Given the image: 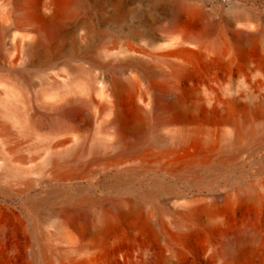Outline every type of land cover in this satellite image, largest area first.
I'll list each match as a JSON object with an SVG mask.
<instances>
[{
	"label": "rangeland",
	"instance_id": "374dc122",
	"mask_svg": "<svg viewBox=\"0 0 264 264\" xmlns=\"http://www.w3.org/2000/svg\"><path fill=\"white\" fill-rule=\"evenodd\" d=\"M159 91L181 93V119ZM232 96L246 123L221 102ZM9 98L24 122L0 113V264H264V0H0V106ZM197 203L212 211L187 214ZM73 205L91 218L60 217ZM243 225L258 237L231 255Z\"/></svg>",
	"mask_w": 264,
	"mask_h": 264
},
{
	"label": "bare ground",
	"instance_id": "6f19581e",
	"mask_svg": "<svg viewBox=\"0 0 264 264\" xmlns=\"http://www.w3.org/2000/svg\"><path fill=\"white\" fill-rule=\"evenodd\" d=\"M49 18H50V16H49ZM236 38L240 42L250 41L251 40V34L250 33H245V32H242V31H238V33L236 35ZM32 48H33V50H36L37 49V43H34ZM177 86L175 88H177ZM175 88H174V90H176ZM178 88H180V86H178ZM125 89H126V86H125L124 82L122 80H120V79H116L115 80V83L113 85L112 94L115 96V98L121 99V97H119V96L121 94H123V92L125 91ZM11 93H12L11 94V97L12 98H14V96H17L16 94H18L15 90H12ZM169 95H170L169 98H165L164 92L163 91H159L155 95V97L157 98L156 103L159 106H161V107H167L168 109H170V108L179 109L180 111L178 113H174V116L172 118L174 120L181 119L180 117L183 116L182 115L183 112L181 110V107L185 106L184 103H182L181 93L174 92V93H171ZM139 98H144V96L139 95ZM72 102H73V99H71V98L64 99L63 102L57 106V108L60 111V113L61 114L66 113L69 110V105L72 104ZM119 102L121 103V100H119L118 103ZM221 102L223 104L224 103L225 104L227 103L228 107H230V108H233V107H236L237 106V107H239V109H243L244 112H242L243 113V115H242V122L243 123H246L245 122L246 115H247L246 113L248 111V109H247L248 108L247 103L240 102L238 100V97H235V96L228 97V99H226L225 101L223 99V100H221ZM117 106H118V109L115 110V119H114V122H116L119 125V127L121 129H123L127 125V123H126V114L124 112L125 111L124 110L125 108L123 109V107H125V106L122 107V104H121V106H120V104H118ZM161 107H160V109H161ZM256 108L258 110H262V109H264V104L259 103V104H257ZM226 111L227 110H225V112ZM230 112H232V111L230 110ZM230 112H229V114L231 115ZM239 112H241V111H239ZM0 113L3 116H5L8 120H12L13 119V120H16L18 122H24V113L22 112V110H20V107L15 104V100L14 101L13 100L11 101L10 98L8 100H5V102H3V104L0 106ZM135 114H137L138 119L135 120L133 122V124L130 125V127L133 130L142 131L144 129V127H145V123L143 121L142 109L140 107H137ZM230 115H228V114H227V116L225 115L226 116L225 119L228 120V121L231 120ZM134 117H135V115H134ZM220 148L221 147L219 145H217V147H215L214 149L212 148L213 151L211 150L210 152L213 153V154H215V152H217L218 150H220ZM211 155L212 154H209L208 152L199 153V154L195 155V157H194L193 160L195 162H197V161L198 162H202L206 158H208V156L210 157ZM54 163L57 164L56 161H54ZM55 164H54V166H56ZM121 184H123L126 187H128L127 189H130V187H131V180L129 178H123L122 177V179L120 180V185ZM132 189H133V187H132ZM148 192H150V191H148ZM52 193L54 195H56V196H62V195H64V191H59L58 189L53 190ZM239 196L241 198H253L252 192H247V193H244L243 195H239ZM231 200L233 201V198H228V199L225 200V202H230ZM31 203L34 206L40 205L39 204V200H34ZM126 203L128 204L129 209H132V211L135 210L136 206L132 202V200L131 201L128 200ZM43 204L44 205L46 204L45 207L47 208L46 209L47 216L48 217L53 216L54 213H55V211L57 210V208L55 206L54 207L53 206H50L47 201L46 202H43ZM112 205H113V208L114 209L118 210L120 213H124V210H123V206L124 205L120 201H114ZM210 207L211 206H208V205L203 204V203H197V204L191 206L189 208V210H187L186 212H187V214L194 216V215H198L200 213L212 211V208H210ZM58 212H60V217L61 216L67 217L72 222H75L77 219H81V218L82 219H90L91 216H92L91 212H88V210H82L78 205H73L71 207L70 206H65V207L61 208L60 211H58ZM95 215H96V219L98 221L97 222L98 224L96 226V232L99 233V234L107 232L109 230V224H110L109 214H107V213H101V214L100 213H97ZM4 231L7 233V232H9V229L6 228V229H4ZM257 237H258V234H257L256 231H254L252 228H250V227H248L246 225H243V226L239 227L237 230L231 231L227 235V249H228L229 253L232 255V254L236 253L237 249L239 247H241V245L250 243L253 240H255Z\"/></svg>",
	"mask_w": 264,
	"mask_h": 264
}]
</instances>
